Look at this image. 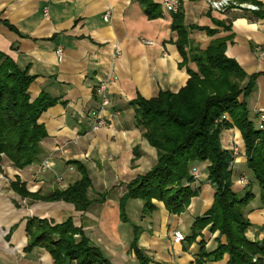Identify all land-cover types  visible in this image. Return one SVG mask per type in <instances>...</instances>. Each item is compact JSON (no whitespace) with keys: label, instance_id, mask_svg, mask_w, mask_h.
<instances>
[{"label":"crops","instance_id":"1","mask_svg":"<svg viewBox=\"0 0 264 264\" xmlns=\"http://www.w3.org/2000/svg\"><path fill=\"white\" fill-rule=\"evenodd\" d=\"M179 1L186 28L216 31L208 36L189 30L191 48L205 50L212 40L225 39V55L245 73L241 88L254 79L245 103L254 127L264 131L259 113L264 111V18H254L253 11L245 9L212 11L206 0ZM255 1L264 6V0ZM153 2L161 11L155 19L147 18L139 0H0V52L36 77L29 87L32 100L41 92L58 100L39 117L47 136L41 141L38 160L23 169L14 168L6 159L1 162L0 264H55L41 247L25 251L26 223L32 217L55 223L71 217L108 264H140L131 249L134 227L139 231L137 247L147 264H196L197 241L187 239L193 220L213 203L215 190L207 180V162L191 165L198 175L192 186L199 192L179 215L169 214L157 201H153L155 211L143 214L139 199L127 200L124 212L120 209L127 184L156 162V151L143 137L144 131L135 126L129 102L137 95L151 99L159 92L176 93L185 86L188 70H196L191 62L180 65L177 36L170 29L172 14L163 10L162 0ZM106 13L109 19L104 21ZM57 48L62 50L60 60ZM102 81L108 82L104 107L95 94ZM94 111L105 120L95 129ZM220 144L227 151L237 149L231 167L232 188L242 197L248 185L239 181H249L254 198L243 209L251 224L245 236L260 241L264 239V205L246 168L239 131L223 130ZM72 160L85 165L91 179L87 195L92 204L86 211H76L63 201L29 203L10 189L16 179L31 193L65 189L79 179L67 164ZM206 230L202 234L209 253L217 246L218 233ZM175 231L185 236L182 243H173ZM226 261L227 257L216 264Z\"/></svg>","mask_w":264,"mask_h":264},{"label":"trees","instance_id":"2","mask_svg":"<svg viewBox=\"0 0 264 264\" xmlns=\"http://www.w3.org/2000/svg\"><path fill=\"white\" fill-rule=\"evenodd\" d=\"M237 4L257 6L254 18H264V6L255 0H232ZM147 18L160 17L159 5L153 0H139ZM171 31L176 33L175 46L181 57L180 65L194 63L196 70H188L189 78L176 93L159 92L151 99L137 95L129 102L134 110L135 126L156 151V162L149 171L136 176L127 184V192L120 200L121 212L129 199L143 202L142 213L150 214L161 202L171 215H179L190 204L199 190L191 174L194 162H207V180L215 190L209 210L196 217L187 239L198 237L196 264H216L227 257L225 264H264V239L250 241L245 236L251 225L243 209L253 200L249 184L242 197L232 188L231 152L220 144L223 130L236 128L242 138L246 168L260 189L264 205V131L254 127L249 119L245 97L254 86L251 78L241 88L245 73L239 65L225 55L226 40L215 39L205 50L191 48L189 30L204 31L208 36L215 30L183 25L181 10L171 13ZM214 24L228 29L222 22ZM28 68L21 69L10 57L0 52V162L4 156L16 169H23L38 160L42 153L41 141L47 136L39 117L57 103V99L41 92L31 99L29 87L35 80ZM243 100H240V97ZM79 174V179L65 189L49 193L29 192L19 179L10 182V189L22 200L34 202L63 201L76 211H86L92 204L87 192L91 188L85 165L79 161L67 162ZM125 220L124 213L121 214ZM218 233L215 250L207 253L202 231ZM27 246L45 249L55 264H108L99 249L92 246L81 228L66 217L61 223L32 217L26 223ZM138 229L133 228V250L140 264L147 261L137 247Z\"/></svg>","mask_w":264,"mask_h":264},{"label":"built area","instance_id":"3","mask_svg":"<svg viewBox=\"0 0 264 264\" xmlns=\"http://www.w3.org/2000/svg\"><path fill=\"white\" fill-rule=\"evenodd\" d=\"M206 2L209 5V8L212 11H216V12H223L229 8L245 9L249 11L257 10V6L253 4L250 3L237 4L232 0H206ZM161 5L163 10L168 13H176L180 9L179 0H162ZM108 19H109V13L104 14L103 20L107 21ZM145 43L151 44V42H145ZM56 54L60 60L62 57L61 48H57ZM107 83H108L107 81H102L95 88V94L99 98L101 107H104L108 104V100L106 97V90L108 87ZM259 113H260V119L264 120V111H260ZM92 118L94 119V124H93L94 129L105 124V120L102 117H100L96 111L93 112ZM172 240L174 244H179L185 240V236L183 235V233L179 231H175L172 234Z\"/></svg>","mask_w":264,"mask_h":264},{"label":"rangeland","instance_id":"4","mask_svg":"<svg viewBox=\"0 0 264 264\" xmlns=\"http://www.w3.org/2000/svg\"><path fill=\"white\" fill-rule=\"evenodd\" d=\"M229 152H231V154H232V156H233V161L235 160V158H236V156H237V149L236 148H232ZM245 152V151H244ZM246 157V156H245ZM4 159H6L4 156H1V162H2V160H4ZM7 160V159H6ZM247 160V159H246ZM8 161V160H7ZM1 162H0V165H1ZM233 163V162H232ZM231 167H232V164H231ZM0 171H1V166H0ZM191 174H192V176H193V178H194V180H197L198 179V175L196 174V171L195 170H192L191 171ZM248 180H246V179H244V178H242V179H240V183L241 184H244L245 186H247L248 185V182H247ZM248 187V186H247ZM249 187H250V184H249ZM253 194V193H252ZM205 229H207L206 231L209 233V231H208V229H209V227H206ZM204 229V230H205ZM203 230V231H204ZM202 231V232H203ZM216 233V232H215ZM212 234V233H211ZM214 234V233H213ZM203 235V234H202ZM199 240V237H198V239H196L195 241H198ZM194 241V242H195ZM197 244H198V242H197ZM199 247V246H198ZM72 263H74V262H72ZM76 264V263H75Z\"/></svg>","mask_w":264,"mask_h":264}]
</instances>
